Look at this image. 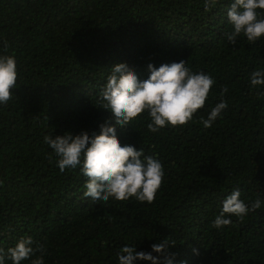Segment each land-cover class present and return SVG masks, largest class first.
<instances>
[{"label": "trees", "instance_id": "1", "mask_svg": "<svg viewBox=\"0 0 264 264\" xmlns=\"http://www.w3.org/2000/svg\"><path fill=\"white\" fill-rule=\"evenodd\" d=\"M230 3L205 11L204 0H0V54L17 65L0 106V248L31 236L46 250L44 264H116L120 247L150 252L167 238L161 256L174 254L173 264H264V203L211 226L234 188L246 204L264 200V86H249L250 73L264 69V37L229 44ZM181 60L215 81L192 120L150 133L141 113L116 128L121 146L160 160L155 199H85L86 178L78 168L59 171L44 135H91L111 122L99 93L113 65L144 80L149 63ZM221 98L227 109L204 128L201 117Z\"/></svg>", "mask_w": 264, "mask_h": 264}, {"label": "clouds", "instance_id": "2", "mask_svg": "<svg viewBox=\"0 0 264 264\" xmlns=\"http://www.w3.org/2000/svg\"><path fill=\"white\" fill-rule=\"evenodd\" d=\"M205 11L209 3L204 0ZM230 32L224 36L229 44L235 45L243 36L249 44L264 37V0H231L226 11ZM4 47H7L4 42ZM147 79L140 80L125 64H115L99 93L101 109L111 114V122L99 125L98 133L89 135L81 131L77 135L65 132L63 135L43 137L52 153L57 157L56 166L60 172L65 169H79L86 178L82 196L94 204L106 203L110 199L138 203H151L164 177L163 166L156 154L145 155L143 149L132 145L121 146L116 137V128L129 126L141 113L148 118L147 131L157 133L165 127H179L192 120L198 109H202L214 79L206 72H193L186 66V60L147 65ZM17 65L14 56L0 54V106L11 98L16 87ZM249 86H264V69L250 73ZM226 91V90H225ZM227 103L221 98L210 107L206 118L200 123L209 128L222 116ZM114 125L115 127L111 126ZM241 191L234 188L221 202V208L212 221V227L219 229L229 225L231 217L242 220L250 212L260 209L264 200L257 197L249 203L240 199ZM31 236H23L14 246L0 248V264H22L31 259L30 264H44L45 249L35 245ZM170 242L152 244L150 252L137 251L136 245H124L116 253V264H173L174 254L161 256ZM40 255H35V253ZM156 253L157 255H153ZM195 254V249L193 250Z\"/></svg>", "mask_w": 264, "mask_h": 264}]
</instances>
